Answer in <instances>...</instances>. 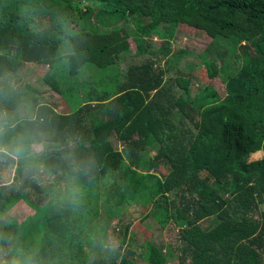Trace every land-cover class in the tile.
<instances>
[{
  "label": "trees",
  "instance_id": "16d2710c",
  "mask_svg": "<svg viewBox=\"0 0 264 264\" xmlns=\"http://www.w3.org/2000/svg\"><path fill=\"white\" fill-rule=\"evenodd\" d=\"M90 1L113 7L109 26L95 28ZM181 24L211 39L200 58L225 95L213 81L192 92L187 50L173 46ZM27 65L46 68L68 113L13 84ZM0 80L14 124L0 145L26 147L0 155L1 171L16 165L0 218L19 200L34 209L0 220V264H264V0H0ZM41 162L56 178L45 186L33 178ZM102 210L118 220L109 259L89 233ZM172 224L175 244L151 241Z\"/></svg>",
  "mask_w": 264,
  "mask_h": 264
},
{
  "label": "rangeland",
  "instance_id": "374dc122",
  "mask_svg": "<svg viewBox=\"0 0 264 264\" xmlns=\"http://www.w3.org/2000/svg\"><path fill=\"white\" fill-rule=\"evenodd\" d=\"M101 3H103L102 6H100ZM88 5L92 7H97L99 10V16H98L99 20L95 21V25H96L95 28L100 29V28H103L104 26H109L111 23H107V22L114 20V14L110 13L113 7L108 5L107 1H104V2L90 1L88 2ZM130 20H131L129 24L130 29L134 30L137 27V25L132 19ZM119 25H121V22L119 23ZM193 32L194 31L189 26L185 24H181L180 27L178 28L175 38L173 39V46H174L175 51H177L180 48L187 50V53L183 57H181V60H180L181 67H184L185 65L193 66L195 80L192 81V85L194 86L196 90L199 88V86H202L206 83H209L210 81H213L212 84L220 91L222 95H225V91H224L225 85L219 79H214V80L209 79L207 72L203 66V61H201V58H200V55L211 43V39L207 38L205 35H200V34L197 35V34H194ZM156 42L160 43L159 40H156ZM222 43L223 42H221V44ZM224 47L228 49H233L232 46H228V45H225ZM45 70L46 68L40 70V68L38 69V68L31 67L28 65L24 66V68L22 69V73H21V77H22L21 80L19 82L17 81L13 82V84L15 86H21V85L23 86L26 82L34 84L43 94V97L46 99V103H50L55 106L54 109L57 113H61V114L68 113L70 109L69 107H67L63 98L57 92L52 90L48 85L43 83L41 77L43 75V71ZM3 82L4 81L0 80V92L3 90ZM42 148L43 147L39 144L36 145V147H34L36 153L40 152ZM150 150L152 151V153H149V154L153 155L155 151L154 147H152ZM2 160H5V159L4 158L1 159L0 157V161ZM43 163L44 162H41L40 165L38 166L37 168V170L39 169L38 173L35 172L33 174V178H36V181L40 186H45L47 183L52 182L56 179L55 177H53L54 175L50 171L47 170V167ZM15 172H16L15 164H14V168L11 171V173H9L8 171L4 172L0 170V176L1 175L3 176L2 179L0 178V183H2L3 181H7V180H10L11 182ZM33 211H34L33 208L27 205L24 201L20 200L16 202L4 214L1 220L2 221L10 220V216L18 217L19 219H22L21 217H24ZM117 221H118L117 218H112L109 220L107 219L105 215H102V217L96 220V227L90 230V231H97V234L95 235V237L98 239V241L99 240L105 241L104 245H102L101 242H99V244L97 245V247H99L100 249L98 255H102L104 259L111 258L113 251L119 247L120 239L118 237V231L117 233L116 232L113 233L110 230L111 226L113 228L115 224L117 223ZM150 221L151 219L148 220V222L146 223L148 225L149 224L152 225ZM103 225L107 226V235H103V232H100V227ZM203 225H204L203 226L204 228L207 227L209 225V221L207 220L204 221ZM151 231H152L150 233L151 241L156 243L157 245H162V244L167 245V243L175 244V242L178 239V230L174 224L168 226L165 230L161 229L160 227H156V228L152 227ZM130 232L132 233L131 236L129 237L130 240H132V244H133L132 248L135 250H138L144 240L141 234L140 226L138 222L131 228ZM87 250H89V247H87ZM3 261H5V257L0 253V262H3ZM173 264H178V262H175Z\"/></svg>",
  "mask_w": 264,
  "mask_h": 264
},
{
  "label": "clouds",
  "instance_id": "9594fccd",
  "mask_svg": "<svg viewBox=\"0 0 264 264\" xmlns=\"http://www.w3.org/2000/svg\"><path fill=\"white\" fill-rule=\"evenodd\" d=\"M12 119L8 113H0V135H3L5 129L13 127ZM26 151L23 140H17L8 146L0 145V155L11 159H17L21 157ZM10 264H30L27 260H15L10 261Z\"/></svg>",
  "mask_w": 264,
  "mask_h": 264
},
{
  "label": "crops",
  "instance_id": "0c3cea01",
  "mask_svg": "<svg viewBox=\"0 0 264 264\" xmlns=\"http://www.w3.org/2000/svg\"><path fill=\"white\" fill-rule=\"evenodd\" d=\"M193 80H195V79H193ZM193 80H192V81H193ZM197 86H199V85H197ZM199 87H200V86H199ZM192 90H193L192 92L195 93L196 89L194 88L193 85H192ZM112 141H114V138H112ZM114 146H115V147H118L120 150L123 149V147H124L123 143H121V142H117V143H115ZM154 153H155V152H154ZM36 154L39 156V155H41L42 153H41V151H40V152H38V153H36ZM19 201H20V200H19ZM22 201H24V200H22ZM31 213H32V212H31ZM102 215H105V216L107 217V219H109V220L112 219V218H109L108 213H107L106 210H105V211L102 210V211L100 212V216H99V218L102 217ZM2 217H3V216H2ZM2 217H1V218H2ZM1 218H0V220H1ZM19 220L21 221V219H19ZM1 221H2V220H1ZM106 227H107L106 225L101 226V227H100V230H101L100 232H104V230H105ZM111 228H112V226H111ZM111 228H110V230H112ZM89 233H90V235L93 237V236H95V235L97 234V231H89Z\"/></svg>",
  "mask_w": 264,
  "mask_h": 264
}]
</instances>
